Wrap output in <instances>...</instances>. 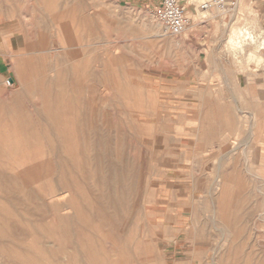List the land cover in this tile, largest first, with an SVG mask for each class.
Masks as SVG:
<instances>
[{
    "label": "rangeland",
    "instance_id": "rangeland-1",
    "mask_svg": "<svg viewBox=\"0 0 264 264\" xmlns=\"http://www.w3.org/2000/svg\"><path fill=\"white\" fill-rule=\"evenodd\" d=\"M160 1L0 0V264H264V0Z\"/></svg>",
    "mask_w": 264,
    "mask_h": 264
},
{
    "label": "built area",
    "instance_id": "built-area-1",
    "mask_svg": "<svg viewBox=\"0 0 264 264\" xmlns=\"http://www.w3.org/2000/svg\"><path fill=\"white\" fill-rule=\"evenodd\" d=\"M237 0H204L198 6L199 11L209 12L212 10L233 11L236 8ZM155 17L164 27L166 35L180 36L189 26L190 20L186 15L185 8L179 0H161L158 7L154 8ZM6 88L14 86L12 80L4 83Z\"/></svg>",
    "mask_w": 264,
    "mask_h": 264
},
{
    "label": "bare ground",
    "instance_id": "bare-ground-1",
    "mask_svg": "<svg viewBox=\"0 0 264 264\" xmlns=\"http://www.w3.org/2000/svg\"><path fill=\"white\" fill-rule=\"evenodd\" d=\"M73 32V31H72ZM241 36H242V34H241ZM71 44V43H70ZM240 45V44H239ZM79 64V63H78ZM60 81V80H59ZM18 115V114H17ZM15 118V117H14ZM11 120H13V119H11ZM19 120V119H18ZM17 121V120H16ZM14 122V121H13ZM18 122V121H17ZM14 123H16V122H14ZM12 124V123H11ZM17 125V124H16ZM9 129V128H8ZM19 141V140H18ZM12 148V147H11ZM27 152V151H26ZM23 154V153H22ZM21 154V155H22ZM26 154V153H25ZM30 157V156H29ZM18 160V159H17ZM21 160V159H20ZM34 164V163H33ZM22 165V164H21ZM105 201V200H104ZM99 202V201H98ZM104 204V203H103ZM28 253V252H27Z\"/></svg>",
    "mask_w": 264,
    "mask_h": 264
},
{
    "label": "crops",
    "instance_id": "crops-1",
    "mask_svg": "<svg viewBox=\"0 0 264 264\" xmlns=\"http://www.w3.org/2000/svg\"><path fill=\"white\" fill-rule=\"evenodd\" d=\"M181 1H183V0H181ZM1 60H3V59L1 58V55H0V69L2 70V68H1V67L3 66V65H2L3 63H2V61H1ZM1 70H0V72H1Z\"/></svg>",
    "mask_w": 264,
    "mask_h": 264
}]
</instances>
